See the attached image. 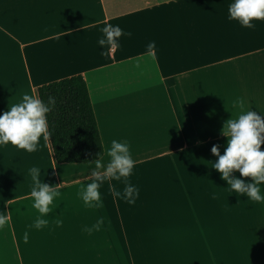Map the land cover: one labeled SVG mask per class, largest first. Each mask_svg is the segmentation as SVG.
Wrapping results in <instances>:
<instances>
[{
	"label": "crops",
	"instance_id": "obj_1",
	"mask_svg": "<svg viewBox=\"0 0 264 264\" xmlns=\"http://www.w3.org/2000/svg\"><path fill=\"white\" fill-rule=\"evenodd\" d=\"M230 3L0 0V114L25 93L39 96L43 84L81 74L105 150L93 162L60 163L50 138L34 152L0 146V264L181 261L177 246L193 230L199 197L191 184L186 199L172 188L166 157L226 137L224 122L242 111H264V21L241 28L227 19ZM109 23L130 35L102 47ZM114 139L130 145L127 180L139 194L129 204L124 178L106 179L102 203L85 204V186L94 169L103 172ZM34 167L42 182L60 184L47 215L33 206ZM38 218L47 223L35 227Z\"/></svg>",
	"mask_w": 264,
	"mask_h": 264
},
{
	"label": "clouds",
	"instance_id": "obj_2",
	"mask_svg": "<svg viewBox=\"0 0 264 264\" xmlns=\"http://www.w3.org/2000/svg\"><path fill=\"white\" fill-rule=\"evenodd\" d=\"M228 20H235L241 28H253L255 21H264V0H231L228 6ZM101 31L103 37L98 40L100 46H112L118 43L125 33L119 25L106 24ZM153 43L149 44L152 47ZM242 104V101L240 102ZM57 99L54 95H48L46 101L34 94L25 93L20 102L12 104L7 111L0 114V146L11 144L27 152L37 151L41 138L47 142L51 132L49 131L48 113L56 107ZM221 132L226 139V146L223 154L220 146L213 144L211 153L216 160L211 167L220 173L221 179L227 182L230 192L246 195L247 199L264 203V193L260 185L264 184V111L248 109L238 114L235 119H227ZM110 157L109 162L104 166L103 172L95 169L91 173V182L87 183L82 193L85 204L97 205L102 203L99 188L106 179L120 180L124 178L125 188L123 198L132 204L139 194V189L130 184L127 180L133 172L135 161L130 152V145L127 141L112 140L107 150ZM97 168L102 165L97 161ZM240 174V178L233 175L234 171ZM34 182L31 189V196L34 199L33 206L42 215H47L51 209L55 196L59 194V185L53 188L48 183L42 182L40 178L41 169L30 170ZM243 177H251V181H245ZM115 197L121 193L113 190ZM5 218L0 216V224ZM47 223L46 220L38 218L35 227L40 228ZM94 227H99L95 225Z\"/></svg>",
	"mask_w": 264,
	"mask_h": 264
},
{
	"label": "rangeland",
	"instance_id": "obj_3",
	"mask_svg": "<svg viewBox=\"0 0 264 264\" xmlns=\"http://www.w3.org/2000/svg\"><path fill=\"white\" fill-rule=\"evenodd\" d=\"M226 139L166 157L165 176L172 188L186 199L191 184L193 195L199 197L192 205L197 209L192 218L193 230L183 231L181 246H177L181 261L176 264H264V203L230 192L227 182L211 167L216 160L211 146L219 145L223 154ZM233 175L240 178L238 170ZM243 179L251 181V177ZM260 188L264 193V184ZM151 264L158 263L152 260Z\"/></svg>",
	"mask_w": 264,
	"mask_h": 264
},
{
	"label": "trees",
	"instance_id": "obj_4",
	"mask_svg": "<svg viewBox=\"0 0 264 264\" xmlns=\"http://www.w3.org/2000/svg\"><path fill=\"white\" fill-rule=\"evenodd\" d=\"M50 94L57 99L56 107L47 114L56 160L89 163L100 159L105 152L104 145L83 75H72L39 87L42 100L46 101Z\"/></svg>",
	"mask_w": 264,
	"mask_h": 264
}]
</instances>
